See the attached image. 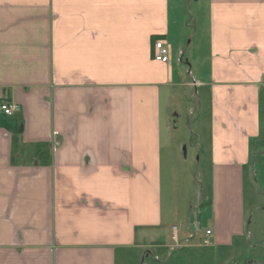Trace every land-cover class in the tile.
I'll use <instances>...</instances> for the list:
<instances>
[{
  "label": "crops",
  "instance_id": "obj_1",
  "mask_svg": "<svg viewBox=\"0 0 264 264\" xmlns=\"http://www.w3.org/2000/svg\"><path fill=\"white\" fill-rule=\"evenodd\" d=\"M171 7L172 0H0V104L21 105L12 121L0 109V264L171 258L161 196L171 125L163 108L192 83L210 110L209 247H235L245 236V178L263 132L264 0H208L209 72L192 83L178 79L186 75L172 59L154 58L156 40L173 47ZM170 237L179 241L178 229ZM236 256L224 262L264 263Z\"/></svg>",
  "mask_w": 264,
  "mask_h": 264
},
{
  "label": "rangeland",
  "instance_id": "obj_2",
  "mask_svg": "<svg viewBox=\"0 0 264 264\" xmlns=\"http://www.w3.org/2000/svg\"><path fill=\"white\" fill-rule=\"evenodd\" d=\"M172 14L176 19L169 38L170 57L186 78L179 80L192 83L195 77L205 78L209 68L208 0H172ZM172 16V18H173ZM182 58V61L180 60ZM200 90V89H199ZM176 98L168 108L167 99L163 113L171 125V135L164 129L163 162L161 167V196L163 213L168 226L167 241L173 246L167 251L171 258L158 263L153 256L147 264H228L224 262L232 252L245 263L247 257L260 260L264 257V118L263 132L252 142L253 166L245 178L244 237L235 247H225L212 252L204 244L206 229L214 227L216 216L208 209L209 201L216 196L215 173L212 163L211 136H209L210 110L201 103L203 92L192 85L175 89ZM4 120H17L15 116ZM17 122V121H16ZM18 128V126H16ZM178 229L179 241L171 239L174 227ZM250 243L260 246L250 247ZM188 245V246H186ZM213 245V244H212ZM211 245V246H212ZM157 251L148 248V252ZM236 258V259H237ZM232 264V263H231ZM264 264V263H260Z\"/></svg>",
  "mask_w": 264,
  "mask_h": 264
},
{
  "label": "built area",
  "instance_id": "obj_3",
  "mask_svg": "<svg viewBox=\"0 0 264 264\" xmlns=\"http://www.w3.org/2000/svg\"><path fill=\"white\" fill-rule=\"evenodd\" d=\"M155 53L154 58L157 61H161L164 63H170V48L169 46L163 41V40H156L154 44ZM1 111L7 115L11 116L15 112H18L21 110V105L16 102H3L0 104ZM174 230H177L176 226L174 227ZM211 230H206V236L203 239L204 244L209 245L212 243L211 240Z\"/></svg>",
  "mask_w": 264,
  "mask_h": 264
}]
</instances>
